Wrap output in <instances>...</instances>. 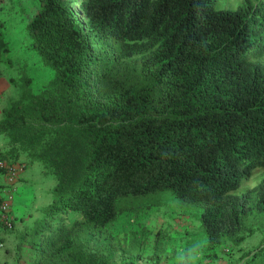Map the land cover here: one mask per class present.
<instances>
[{"label": "trees", "instance_id": "trees-1", "mask_svg": "<svg viewBox=\"0 0 264 264\" xmlns=\"http://www.w3.org/2000/svg\"><path fill=\"white\" fill-rule=\"evenodd\" d=\"M28 1L52 76L2 107L0 159L25 154L55 183L16 264H115L89 235L167 196L198 210L208 245L264 221V176L239 192L264 170V0Z\"/></svg>", "mask_w": 264, "mask_h": 264}, {"label": "rangeland", "instance_id": "rangeland-1", "mask_svg": "<svg viewBox=\"0 0 264 264\" xmlns=\"http://www.w3.org/2000/svg\"><path fill=\"white\" fill-rule=\"evenodd\" d=\"M241 1L222 0L221 6L233 9ZM72 4L80 12L76 2ZM31 9L28 0H0V21L10 56V60L0 61V110L18 96L24 77H30L32 90L39 91L52 76V70L42 64L25 30ZM80 19L84 20V16ZM48 172L52 185L47 200L46 195H37L31 206L36 216L42 215L55 182L54 174ZM263 176L264 170L258 169L239 192L254 186ZM162 200L161 204L138 213L121 214L101 234L89 235L90 246L108 255L115 264H264V221H247L240 242L227 240L208 245L196 208L169 196ZM18 236L7 258L12 264H16Z\"/></svg>", "mask_w": 264, "mask_h": 264}, {"label": "crops", "instance_id": "crops-1", "mask_svg": "<svg viewBox=\"0 0 264 264\" xmlns=\"http://www.w3.org/2000/svg\"><path fill=\"white\" fill-rule=\"evenodd\" d=\"M6 148L7 138L0 133V153L4 152ZM12 162H17L21 165L16 181V191L11 200V210L15 217V224L13 229H7L0 223V243H2L0 244V264H12L10 259L7 258L13 251V245H15L13 240L17 238V233L21 231L23 226L31 224L33 220L39 217L36 216L37 214H35V212L31 211V206L36 201L37 195H46L45 199L47 200V195L52 185V180L46 175L49 172L40 162H30L25 154H20L19 157ZM28 167L29 169L26 173V168ZM1 190L2 184H0V193Z\"/></svg>", "mask_w": 264, "mask_h": 264}, {"label": "built area", "instance_id": "built-area-1", "mask_svg": "<svg viewBox=\"0 0 264 264\" xmlns=\"http://www.w3.org/2000/svg\"><path fill=\"white\" fill-rule=\"evenodd\" d=\"M21 168L17 162H6L0 159V223L7 229L14 227L15 217L11 210V200L16 191V181ZM2 244V243H0Z\"/></svg>", "mask_w": 264, "mask_h": 264}]
</instances>
